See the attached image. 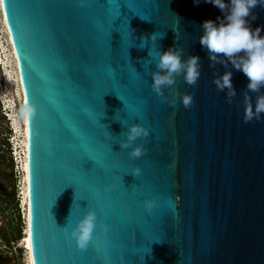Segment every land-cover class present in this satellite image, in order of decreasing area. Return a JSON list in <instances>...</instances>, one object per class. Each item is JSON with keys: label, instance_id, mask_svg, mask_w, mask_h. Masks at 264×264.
Instances as JSON below:
<instances>
[{"label": "water", "instance_id": "1", "mask_svg": "<svg viewBox=\"0 0 264 264\" xmlns=\"http://www.w3.org/2000/svg\"><path fill=\"white\" fill-rule=\"evenodd\" d=\"M2 9L27 109L33 264H264V114L244 122L247 79L231 63L210 67L199 43L204 21L224 19L219 8L203 0H4ZM246 19L264 37V7ZM154 32L165 33L159 44L139 48ZM170 47L202 62L194 87L182 76L174 86L194 93L190 109L171 89L164 94L176 107L151 88L153 57ZM225 71L237 92L231 104L213 83ZM136 123L149 130L135 142L147 154L131 160L120 134ZM146 199L156 201L151 214ZM89 210L97 228L81 251L71 231Z\"/></svg>", "mask_w": 264, "mask_h": 264}, {"label": "clouds", "instance_id": "2", "mask_svg": "<svg viewBox=\"0 0 264 264\" xmlns=\"http://www.w3.org/2000/svg\"><path fill=\"white\" fill-rule=\"evenodd\" d=\"M200 0H194L199 3ZM204 3H211L224 13V19L220 20L217 25L212 20L203 22V35L199 39L200 45L207 50L210 67L215 68L217 64L227 68L231 63L236 71L241 72L248 83L246 90L243 91L244 96V122L249 123L253 120L260 121L264 114V37L260 35L261 29L252 30L248 25L247 17L251 10L258 4L264 7V0H230L225 3L224 0H203ZM256 17L252 16L254 20ZM150 22V21H149ZM134 31V30H132ZM165 33L160 34L154 32L152 34H144L140 37L141 49L151 42L152 45L159 44ZM160 47V46H159ZM184 49L178 47H170L167 51L157 52L155 59V67L157 71L151 73L152 91L169 104L176 107V99L169 100L164 94L165 89H171L173 95L181 98L182 105L185 109H190L193 105V94L180 93L174 86L177 77H183L184 83L190 87L197 84L201 75V60L198 56H189L186 60L182 59ZM148 56L152 57V51L149 49ZM216 77L213 83L219 92H226V102L231 104L237 92L232 84L231 71H225L223 75L213 73ZM249 93H255V106L253 107L252 98ZM119 98V97H118ZM123 126V125H122ZM120 135L126 137L121 141V150H129L128 155L131 160H137L147 154L144 146L136 145L135 142L140 138L149 136V130L139 123L132 124L126 132ZM131 175L138 177L142 174V170L138 167L132 168ZM106 192L111 191V186L105 188ZM157 206L153 199H146L144 207L149 214ZM97 216L94 210H89L83 219H81L76 227L71 231V238L75 240L79 250L86 251L92 240V235L97 228ZM100 228L106 233L107 225H100Z\"/></svg>", "mask_w": 264, "mask_h": 264}, {"label": "rangeland", "instance_id": "3", "mask_svg": "<svg viewBox=\"0 0 264 264\" xmlns=\"http://www.w3.org/2000/svg\"><path fill=\"white\" fill-rule=\"evenodd\" d=\"M2 93L7 105L11 107V110L3 111L1 109L0 113V160L6 164L2 167L3 170L6 169L8 165H12V163L14 164V173L16 175L17 183L21 186L22 171L18 168L16 145L24 151L26 146L25 142L27 140L26 103L17 58L14 48L11 46V37L9 32H7V26L5 20H3V13L1 12L0 4V94ZM14 126L17 127L18 135L16 134V130L11 133V130L15 129ZM11 135H14L13 139ZM9 140L11 141L9 142ZM11 145L13 150H15L13 156H11ZM12 157L13 159L15 158L16 161H14ZM15 245L16 244H12V247ZM18 245H22V243ZM22 247L24 246L22 245ZM21 251L22 253L19 263L26 264L25 251Z\"/></svg>", "mask_w": 264, "mask_h": 264}, {"label": "flooded vegetation", "instance_id": "4", "mask_svg": "<svg viewBox=\"0 0 264 264\" xmlns=\"http://www.w3.org/2000/svg\"><path fill=\"white\" fill-rule=\"evenodd\" d=\"M4 165L6 164L0 160V264H4L1 258H7L12 264H20L22 251L17 250L16 245H23L22 239H25V209L14 164L3 170ZM12 244L16 245L12 247Z\"/></svg>", "mask_w": 264, "mask_h": 264}, {"label": "bare ground", "instance_id": "5", "mask_svg": "<svg viewBox=\"0 0 264 264\" xmlns=\"http://www.w3.org/2000/svg\"><path fill=\"white\" fill-rule=\"evenodd\" d=\"M1 12L3 13L2 9V4H1ZM3 20H5L4 15H3ZM6 24V21H5ZM7 26V25H6ZM7 32L8 28H7ZM11 46L12 42H11ZM0 102H1V109L4 111H9L11 110V107L7 105L5 97L3 96V93L0 94ZM26 114H27V109H26ZM16 130V134L18 135L17 127L14 126ZM26 130L28 134V127L26 124ZM26 146L24 151L21 150L18 145H16V156H17V161H18V168L20 171H22V181H21V196H22V204L25 209V233L24 237L25 239L23 240V248L25 249V262L26 264H33V258H32V244H31V233H30V210H29V191H28V140H26ZM21 150V151H20ZM21 173V172H20Z\"/></svg>", "mask_w": 264, "mask_h": 264}, {"label": "built area", "instance_id": "6", "mask_svg": "<svg viewBox=\"0 0 264 264\" xmlns=\"http://www.w3.org/2000/svg\"><path fill=\"white\" fill-rule=\"evenodd\" d=\"M14 157H15V156H14ZM14 161H16L15 158H14ZM23 209H24V207H23ZM24 213H25V211H24ZM22 240H23V239H22ZM17 250H24V251H25V249L22 247V245H18Z\"/></svg>", "mask_w": 264, "mask_h": 264}, {"label": "snow or ice", "instance_id": "7", "mask_svg": "<svg viewBox=\"0 0 264 264\" xmlns=\"http://www.w3.org/2000/svg\"><path fill=\"white\" fill-rule=\"evenodd\" d=\"M4 3V0H0V4Z\"/></svg>", "mask_w": 264, "mask_h": 264}, {"label": "trees", "instance_id": "8", "mask_svg": "<svg viewBox=\"0 0 264 264\" xmlns=\"http://www.w3.org/2000/svg\"><path fill=\"white\" fill-rule=\"evenodd\" d=\"M19 238V237H18Z\"/></svg>", "mask_w": 264, "mask_h": 264}]
</instances>
